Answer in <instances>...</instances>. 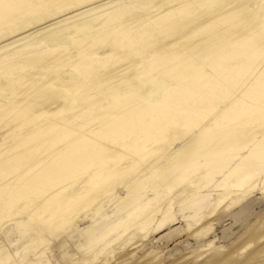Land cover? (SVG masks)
<instances>
[{
    "label": "bare ground",
    "instance_id": "6f19581e",
    "mask_svg": "<svg viewBox=\"0 0 264 264\" xmlns=\"http://www.w3.org/2000/svg\"><path fill=\"white\" fill-rule=\"evenodd\" d=\"M197 177L229 208L264 191V0H0V222L25 225L35 256L112 203L130 210L126 244L86 260L129 259Z\"/></svg>",
    "mask_w": 264,
    "mask_h": 264
},
{
    "label": "rangeland",
    "instance_id": "374dc122",
    "mask_svg": "<svg viewBox=\"0 0 264 264\" xmlns=\"http://www.w3.org/2000/svg\"><path fill=\"white\" fill-rule=\"evenodd\" d=\"M204 123L206 124L207 121ZM193 135L191 134L190 137H193ZM185 140L187 139L175 141L170 150H176ZM157 166L154 167L153 173L158 170ZM143 167H145V164L139 169ZM148 174V172H144V178L147 179ZM201 180L202 177H197L191 183L190 186L198 190L190 198L188 193H184L185 196H182V194L177 197L179 195V187L177 189L178 185L173 186L164 196V199L161 200L162 205H160V209L156 214L158 220L154 227L160 219L164 218L162 219V225L151 232L149 239L140 246L133 257L117 264H134L136 262L138 264H142V262L143 264L147 262H149L148 264H202L203 262L205 264H212L213 262L214 264H230L234 259L242 258L245 254L259 248L262 243L264 244V236L261 238L262 242L259 235L256 236V234L260 233H262L260 235H263L264 232V227L258 226L259 229L256 228V225L264 217V191L259 189V187H262L261 183L244 201L235 203L233 204L234 206L231 205V208H229V198H222L220 194L222 188L214 187L212 184L204 187L203 180ZM184 184L187 185V183ZM117 190L118 192L123 191L121 187H118ZM197 195L204 196L197 198ZM160 199H162L161 196H151L150 207H154ZM226 201L227 206L224 205ZM140 204L142 203L140 202ZM220 208L225 209L222 211ZM242 208H245V211L241 212L237 218H234L232 214H238ZM89 209V207L84 208V210L79 209L73 220L75 224L70 223V226L55 236V239L47 235L46 238H49L48 240L51 243L50 251L48 255L38 256L34 255V249L38 244L36 242L30 244L31 234L27 231L26 226L24 225L22 227L23 231H21L22 228L16 227L14 221L6 220L10 217L4 215V220L0 222V264H72L77 259V262L88 264L87 255H96L99 248L105 243V238L115 240L112 245L118 240L126 244L125 239L128 227L124 226L123 223L128 218L130 210H118L116 205L112 203H107L97 214L91 213ZM169 210L175 213L174 218L168 217ZM163 213L165 215L162 217ZM75 219L77 220L75 221ZM198 226L199 229L201 227L202 229L198 230ZM208 226H210L209 230L205 231ZM111 227L113 229L105 235V232ZM195 227H197L195 229L197 231L196 235L194 234L196 233L194 231ZM252 230L255 233L250 232ZM200 231H202V234ZM98 236H100L99 239L93 241V237ZM250 236L252 238L255 236V241L258 243L254 241L255 244L252 243L244 248V245L246 246L251 242ZM84 247L87 253L83 251ZM218 254H220V257ZM261 257L262 262H264V256ZM220 258L225 259L221 261L222 259ZM6 260L8 261L4 263ZM205 260H208L209 263ZM110 261L113 262L114 259L110 257ZM98 263L99 259L90 262V264Z\"/></svg>",
    "mask_w": 264,
    "mask_h": 264
},
{
    "label": "crops",
    "instance_id": "0c3cea01",
    "mask_svg": "<svg viewBox=\"0 0 264 264\" xmlns=\"http://www.w3.org/2000/svg\"><path fill=\"white\" fill-rule=\"evenodd\" d=\"M245 211V208H242L239 210L238 214H232V216H234V218H237L238 215L241 213V212H244Z\"/></svg>",
    "mask_w": 264,
    "mask_h": 264
}]
</instances>
